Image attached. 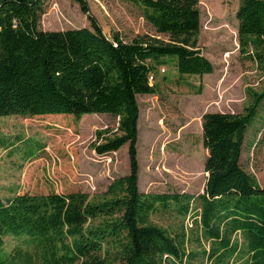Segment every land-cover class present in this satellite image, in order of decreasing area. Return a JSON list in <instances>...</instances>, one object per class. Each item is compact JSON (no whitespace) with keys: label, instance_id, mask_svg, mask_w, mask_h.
I'll list each match as a JSON object with an SVG mask.
<instances>
[{"label":"trees","instance_id":"obj_1","mask_svg":"<svg viewBox=\"0 0 264 264\" xmlns=\"http://www.w3.org/2000/svg\"><path fill=\"white\" fill-rule=\"evenodd\" d=\"M70 1L88 27L43 30L44 0H0V116L110 114L115 130H96L92 148L101 155L126 144L128 172L92 197L74 191L0 198V264H189L199 253L187 249L184 231L171 233L150 217L168 210L185 217L193 204L196 240L207 244L200 254L209 264H264V189L240 164L264 90L251 92L242 113L202 115V193L138 188L136 95L157 93L162 65L181 78L213 71L198 45L199 0H130L155 34L129 39L106 34L87 0ZM236 18L240 51L264 70V0H239ZM7 237L18 240L9 253Z\"/></svg>","mask_w":264,"mask_h":264},{"label":"rangeland","instance_id":"obj_2","mask_svg":"<svg viewBox=\"0 0 264 264\" xmlns=\"http://www.w3.org/2000/svg\"><path fill=\"white\" fill-rule=\"evenodd\" d=\"M87 2L106 34L116 31L125 39L155 34L141 8L130 0ZM238 5L239 0H199L198 45L212 63V73L181 78L172 65H162L154 79L157 93L136 95L141 192L202 193L207 154L201 139L202 115L242 113L252 100L251 92L264 90V70L240 51ZM43 8L39 22L43 30L89 26L86 15L70 0H44ZM197 87H201L198 94ZM261 106L259 120L247 130L240 164L264 189V99ZM116 126L117 118L110 114H85L78 120L62 114L0 116V198L26 192L101 194L129 168L126 144L101 155L92 148L96 130H115ZM192 207L185 217L168 210L150 218L171 233L184 231L187 249L199 253L189 264H209L200 254L207 244L202 238L196 240L200 232L195 220L199 218L194 213L196 204ZM17 243V239L5 238V252Z\"/></svg>","mask_w":264,"mask_h":264},{"label":"built area","instance_id":"obj_3","mask_svg":"<svg viewBox=\"0 0 264 264\" xmlns=\"http://www.w3.org/2000/svg\"><path fill=\"white\" fill-rule=\"evenodd\" d=\"M149 80H152V76H149Z\"/></svg>","mask_w":264,"mask_h":264}]
</instances>
